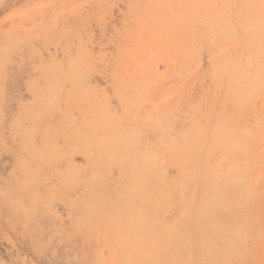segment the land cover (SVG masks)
Here are the masks:
<instances>
[{"label":"rangeland","instance_id":"obj_1","mask_svg":"<svg viewBox=\"0 0 264 264\" xmlns=\"http://www.w3.org/2000/svg\"><path fill=\"white\" fill-rule=\"evenodd\" d=\"M222 249L264 264V0H0V264Z\"/></svg>","mask_w":264,"mask_h":264},{"label":"bare ground","instance_id":"obj_2","mask_svg":"<svg viewBox=\"0 0 264 264\" xmlns=\"http://www.w3.org/2000/svg\"><path fill=\"white\" fill-rule=\"evenodd\" d=\"M249 74V73H248ZM241 81V80H240ZM248 93V92H247ZM246 100V99H245ZM221 119V118H220ZM222 122V121H221ZM225 122V121H224ZM222 125V124H221ZM166 141H167V139H166ZM168 143V142H167ZM167 143H163V139L161 138V140H160V144H161V146H162V150H163V152H164V154L166 153V154H168V148H167ZM157 146H158V148H159V145L157 144ZM229 152V151H228ZM175 160V159H174ZM209 182V181H208ZM148 187H150V186H148ZM153 187V186H152ZM202 187L204 188V186L202 185ZM212 187V186H211ZM216 187V186H215ZM221 187V186H220ZM219 188V187H218ZM215 189V188H214ZM205 190H207V189H205ZM214 191V190H213ZM216 193V192H215ZM222 193V192H221ZM214 194V193H213ZM221 197V196H220ZM235 197V196H234ZM241 197V196H240ZM122 198V197H121ZM120 197H119V202L120 203H122L123 202V199H121ZM136 199V198H135ZM236 199V198H235ZM219 200V199H218ZM234 200V199H233ZM126 205V204H125ZM128 206V205H127ZM146 206V205H145ZM120 207V206H119ZM139 208V207H138ZM130 210V209H129ZM232 242H233V239H229V238H227V237H225L224 238V246H226V247H228L229 249H231L230 247H231V245H232ZM229 249H222V252H223V254L224 255H222V261H213V263L214 264H228V261H229V258H230V251H229ZM205 250V249H204ZM202 251V250H201ZM205 252H208V251H205ZM205 252H204V254H205ZM226 254V255H225ZM209 256V255H208Z\"/></svg>","mask_w":264,"mask_h":264}]
</instances>
